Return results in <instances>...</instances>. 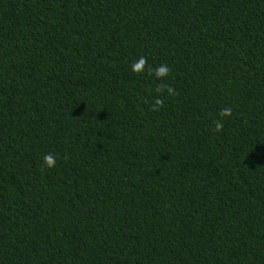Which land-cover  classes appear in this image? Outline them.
<instances>
[{"label":"trees","instance_id":"trees-1","mask_svg":"<svg viewBox=\"0 0 264 264\" xmlns=\"http://www.w3.org/2000/svg\"><path fill=\"white\" fill-rule=\"evenodd\" d=\"M0 264H264V0H0Z\"/></svg>","mask_w":264,"mask_h":264},{"label":"clouds","instance_id":"clouds-1","mask_svg":"<svg viewBox=\"0 0 264 264\" xmlns=\"http://www.w3.org/2000/svg\"><path fill=\"white\" fill-rule=\"evenodd\" d=\"M143 63H144V61H143V59H141L140 60V63L139 64H136L135 67L136 68H139L140 67V64H143ZM161 69H163V72L166 71V69H164V68H161ZM229 111H230L229 109H225L224 110V115H227L229 113ZM220 127H221V125L219 123H217L216 124V129L219 130ZM44 161H45L46 165L49 166V167H51L54 164V159H53V157L50 154L49 155H45Z\"/></svg>","mask_w":264,"mask_h":264}]
</instances>
